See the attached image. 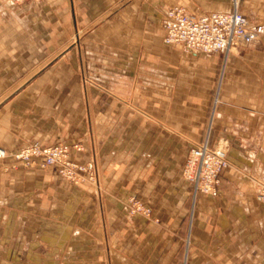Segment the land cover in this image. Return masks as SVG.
Listing matches in <instances>:
<instances>
[{
  "label": "crops",
  "instance_id": "0c3cea01",
  "mask_svg": "<svg viewBox=\"0 0 264 264\" xmlns=\"http://www.w3.org/2000/svg\"><path fill=\"white\" fill-rule=\"evenodd\" d=\"M172 7L233 0H0V149L78 144L98 173L74 185L0 160V264H264V39L188 53L163 43ZM238 10L264 20V0ZM205 140L229 166L194 197L182 169Z\"/></svg>",
  "mask_w": 264,
  "mask_h": 264
},
{
  "label": "built area",
  "instance_id": "2783aa9c",
  "mask_svg": "<svg viewBox=\"0 0 264 264\" xmlns=\"http://www.w3.org/2000/svg\"><path fill=\"white\" fill-rule=\"evenodd\" d=\"M13 4L24 1L39 0H9ZM164 30L163 43L176 45L186 52L197 54L228 55L239 51L264 39V20L250 23L239 12L238 1L233 0V9L226 13L192 14L182 7H172L167 10L162 20ZM218 95V92H217ZM216 95L215 103L218 102ZM83 148L78 144H56L49 147L36 145L22 148L11 155L0 149V160L10 157L15 164L24 167L39 166L54 168L59 177L78 185L84 182H96L97 168L94 162L77 163L72 156L79 154ZM227 146H211L208 140L195 145L186 156L182 169L183 179L192 187L194 197L197 195H215L219 186L220 173L228 168ZM8 166L5 171L15 168ZM255 195L264 205V180H254ZM131 214L149 216V210L137 202H131Z\"/></svg>",
  "mask_w": 264,
  "mask_h": 264
},
{
  "label": "rangeland",
  "instance_id": "374dc122",
  "mask_svg": "<svg viewBox=\"0 0 264 264\" xmlns=\"http://www.w3.org/2000/svg\"><path fill=\"white\" fill-rule=\"evenodd\" d=\"M236 1H238V3H239V1H241V0H236ZM238 51H232V52H230L231 54L233 53H237ZM218 78H217V80L220 78L221 79V77H222V73L220 74V73H218V76H217ZM217 86L218 85H215V90H214V92H215V95L212 97L213 98V100H212V105H213V108L219 103V102H217V103H215V98H216V95H217V92H218V88H217ZM218 96V95H217ZM219 98V97H218ZM58 177V176H57ZM58 180H60V181H64V179L63 178H61V177H58ZM66 181V180H65ZM68 182V181H67ZM70 183V182H69Z\"/></svg>",
  "mask_w": 264,
  "mask_h": 264
}]
</instances>
